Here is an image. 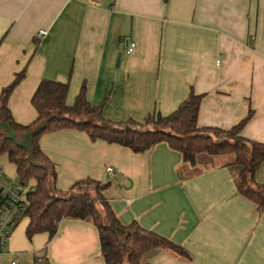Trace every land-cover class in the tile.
<instances>
[{"label":"crops","instance_id":"0c3cea01","mask_svg":"<svg viewBox=\"0 0 264 264\" xmlns=\"http://www.w3.org/2000/svg\"><path fill=\"white\" fill-rule=\"evenodd\" d=\"M0 67H11L0 72V94L26 72L9 98L21 123L36 119L32 96L48 78L69 83V105L85 85L113 122L169 115L193 90L203 95L199 126L231 129L251 114L242 135L264 142V0H0ZM41 147L58 189L106 183L122 224L136 221L188 252L151 250L144 264H264V211L238 192L227 156L201 153L192 165L165 142L137 153L76 129L46 134ZM255 178L264 184V162ZM19 224L2 264H35L36 256L105 264L90 220L65 218L54 237L38 233L31 243L13 237Z\"/></svg>","mask_w":264,"mask_h":264},{"label":"trees","instance_id":"16d2710c","mask_svg":"<svg viewBox=\"0 0 264 264\" xmlns=\"http://www.w3.org/2000/svg\"><path fill=\"white\" fill-rule=\"evenodd\" d=\"M25 75V71L17 73L0 94V122L6 121L17 138L13 140L5 129L0 130V155H8L15 164L21 184L33 182L31 188L34 190L28 192L26 215L29 239L42 232H48L52 238L63 219L74 218L90 220L97 226L105 264H144L146 253L161 248L188 255L183 246L136 221L122 224L104 196L108 184L87 178L67 191L58 189L56 166L43 151L41 140L46 134L63 129L84 131L92 140L116 143L137 153L165 142L181 152L184 161L192 165L201 153L227 156L226 166L233 172L238 192L264 211V184L255 178L264 162V142L242 135L251 114L231 129L201 127L198 115L203 95L192 90L169 115L153 114L144 122L132 119L113 122L103 113L104 101L93 104L88 100L85 85L75 102L69 105V83L43 78L32 96L38 115L25 124L15 119L9 106L11 93ZM26 135H31L29 147L19 144Z\"/></svg>","mask_w":264,"mask_h":264},{"label":"built area","instance_id":"2783aa9c","mask_svg":"<svg viewBox=\"0 0 264 264\" xmlns=\"http://www.w3.org/2000/svg\"><path fill=\"white\" fill-rule=\"evenodd\" d=\"M46 30H40L38 35H46ZM123 43L127 46L128 53H133L136 47L135 41L130 37L123 39ZM110 175L115 174L114 167H107ZM2 169L0 168V174ZM7 177L0 176V254H2L11 238L14 229L20 221L26 217L29 208L28 192L34 190L33 187L25 190L21 185L15 188H8L6 182ZM23 185V184H22ZM10 264H20L18 259H13ZM35 264H44V258L35 257Z\"/></svg>","mask_w":264,"mask_h":264},{"label":"rangeland","instance_id":"374dc122","mask_svg":"<svg viewBox=\"0 0 264 264\" xmlns=\"http://www.w3.org/2000/svg\"><path fill=\"white\" fill-rule=\"evenodd\" d=\"M10 68L11 67H0V72L2 71L1 73H5V71H8ZM23 68H28V67H23ZM29 69H30V67H29ZM0 78H1V74H0ZM12 79H15V78L13 77ZM12 79H11V81H12ZM17 120H19L21 122H25V121H22L20 119H17ZM24 120H26V123L32 122V120L27 121L29 119H24ZM151 126H153V124H151ZM0 168L2 169V173L0 174V176L1 177L5 176L8 178V181L6 182L8 188H15L18 185H21V187L24 188L25 185H22L20 183V179H19L18 174H17L16 166L13 162H11L9 160L8 155H6V154L0 155ZM32 184H33V182L30 181L29 184L26 185L24 189L25 190L29 189L32 186ZM28 221H29V219L25 218L20 222V224H19L18 228L16 229L13 237L14 238L15 237L22 238L23 242L27 241L28 243H31V240L27 237L26 232H25L26 226L29 223ZM2 263H7V259H6V257H3L2 255H0V264H2Z\"/></svg>","mask_w":264,"mask_h":264},{"label":"water","instance_id":"95a60500","mask_svg":"<svg viewBox=\"0 0 264 264\" xmlns=\"http://www.w3.org/2000/svg\"><path fill=\"white\" fill-rule=\"evenodd\" d=\"M2 129H5L6 130V132H7V134H8V136L11 138V139H13V140H16L17 138H16V135H15V133H14V131H13V128L6 122V121H2V122H0V130H2ZM32 135V134H31ZM31 135H26V137H25V140L24 141H22V142H20L19 144L20 145H22V146H27V147H29L30 146V141H29V139H30V136Z\"/></svg>","mask_w":264,"mask_h":264}]
</instances>
